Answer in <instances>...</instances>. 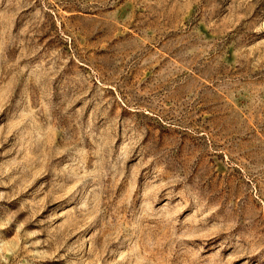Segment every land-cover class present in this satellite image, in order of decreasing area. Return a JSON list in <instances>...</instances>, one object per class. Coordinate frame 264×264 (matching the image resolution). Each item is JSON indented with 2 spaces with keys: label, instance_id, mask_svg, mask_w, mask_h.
<instances>
[{
  "label": "rangeland",
  "instance_id": "obj_1",
  "mask_svg": "<svg viewBox=\"0 0 264 264\" xmlns=\"http://www.w3.org/2000/svg\"><path fill=\"white\" fill-rule=\"evenodd\" d=\"M0 264H264V0H0Z\"/></svg>",
  "mask_w": 264,
  "mask_h": 264
}]
</instances>
